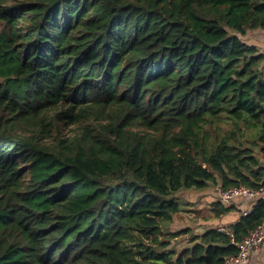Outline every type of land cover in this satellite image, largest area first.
<instances>
[{
	"label": "trees",
	"instance_id": "trees-1",
	"mask_svg": "<svg viewBox=\"0 0 264 264\" xmlns=\"http://www.w3.org/2000/svg\"><path fill=\"white\" fill-rule=\"evenodd\" d=\"M256 29L264 0H0V264L236 256L261 196L180 249L168 224L181 189H264Z\"/></svg>",
	"mask_w": 264,
	"mask_h": 264
},
{
	"label": "crops",
	"instance_id": "crops-1",
	"mask_svg": "<svg viewBox=\"0 0 264 264\" xmlns=\"http://www.w3.org/2000/svg\"><path fill=\"white\" fill-rule=\"evenodd\" d=\"M247 37L248 40L246 39ZM243 38L244 40H246L245 42L255 45L260 52H264V30L261 29L250 30L243 36ZM218 191L219 189L215 188L210 194L207 191L201 192L200 203L191 208H187L191 210L189 213L186 214V217L181 219L182 218L181 211L173 217L172 221L174 219H175L174 222H176L177 220H184L187 223V226L185 228L191 229L187 234L180 235L179 237L175 238V240L179 238L183 239L184 246H187L189 245V239H191L192 235H200L208 229H212V228L220 229L232 225L238 221L240 215L244 210L249 209L251 207L252 200L250 198L235 197L230 202L227 203L222 201V203L225 204V206L232 207V209L229 212L221 216H215L213 214L212 203L217 200L221 201L220 196L219 197L217 196ZM195 196H196L195 198L197 199L198 194H196ZM262 197L264 198V196ZM185 201H189V200L185 199ZM200 211H203V213ZM174 229L172 230L170 229V231L172 232L176 231ZM262 230L264 233V222L262 224ZM180 248L181 246L179 248L177 247V249ZM244 264H264V240L262 245L257 251L250 253Z\"/></svg>",
	"mask_w": 264,
	"mask_h": 264
},
{
	"label": "built area",
	"instance_id": "built-area-1",
	"mask_svg": "<svg viewBox=\"0 0 264 264\" xmlns=\"http://www.w3.org/2000/svg\"><path fill=\"white\" fill-rule=\"evenodd\" d=\"M221 201L230 202L235 197H246L252 200L251 206L255 203L258 197L264 196V189H251L244 186L232 187L219 192ZM251 208V207H250ZM246 209L242 212L243 215L249 212ZM223 229V228H221ZM264 240L262 225L253 229L240 243L237 244L239 252L236 256L227 257L223 264H244L250 253L257 251Z\"/></svg>",
	"mask_w": 264,
	"mask_h": 264
},
{
	"label": "rangeland",
	"instance_id": "rangeland-1",
	"mask_svg": "<svg viewBox=\"0 0 264 264\" xmlns=\"http://www.w3.org/2000/svg\"><path fill=\"white\" fill-rule=\"evenodd\" d=\"M247 36H248V34H247ZM241 39L244 40L243 36L241 37ZM246 39L248 40V37ZM244 41H246V40H244ZM212 127L214 129L209 128V130H208V126H206V129L208 131H213V132H216V133L217 132L221 133L222 132L221 129H225V128L229 129V128H231L228 124L223 123V122H220L219 125L212 126ZM215 188H218L219 189L218 195L216 194L219 197V192L221 191V189L219 188V185H216V184H209L207 187H205L203 189H195V188H191V189H181L179 192H177L176 195H177V197L179 198V200L182 203L181 208H183L181 210V214H182V218L181 219H183L184 217H186V214L190 212L191 209L189 210L187 208H191V207L196 206V205H198L200 203V199H201L200 194H201V192L207 191L210 194ZM196 194H198L197 199L195 198L196 197L195 196ZM185 199H187L189 201H185ZM200 212L203 213V211H200ZM174 220L173 221L171 220V222H172V223L170 222L171 225H170V223L168 224L169 230L170 229L172 230V229L175 228L174 230L177 231L180 228L184 229L187 226V223L184 220H177L176 222H174ZM189 230H191V229L189 228ZM175 244H176V246H175ZM171 245L173 247H176V248L177 247L179 248L180 246L183 247L184 246L183 239H180V238L177 239V240L174 239V240L171 241ZM178 245H180V246H178Z\"/></svg>",
	"mask_w": 264,
	"mask_h": 264
},
{
	"label": "water",
	"instance_id": "water-1",
	"mask_svg": "<svg viewBox=\"0 0 264 264\" xmlns=\"http://www.w3.org/2000/svg\"><path fill=\"white\" fill-rule=\"evenodd\" d=\"M8 78L2 79V82H6Z\"/></svg>",
	"mask_w": 264,
	"mask_h": 264
}]
</instances>
